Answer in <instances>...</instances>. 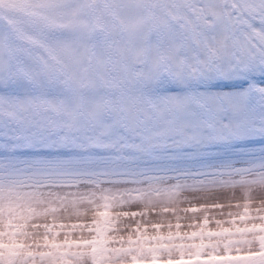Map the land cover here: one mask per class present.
<instances>
[{
	"label": "snow or ice",
	"instance_id": "1",
	"mask_svg": "<svg viewBox=\"0 0 264 264\" xmlns=\"http://www.w3.org/2000/svg\"><path fill=\"white\" fill-rule=\"evenodd\" d=\"M0 264H264V0H0Z\"/></svg>",
	"mask_w": 264,
	"mask_h": 264
}]
</instances>
